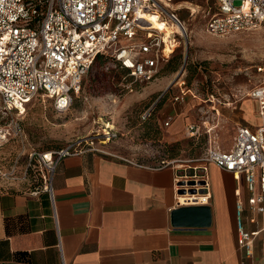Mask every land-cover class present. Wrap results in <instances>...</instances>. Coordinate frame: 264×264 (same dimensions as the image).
<instances>
[{"label":"built area","instance_id":"obj_1","mask_svg":"<svg viewBox=\"0 0 264 264\" xmlns=\"http://www.w3.org/2000/svg\"><path fill=\"white\" fill-rule=\"evenodd\" d=\"M206 2L210 34L250 31L264 23V0ZM149 13L159 14L164 24L175 22L183 31L173 30L166 36L161 28L142 26L139 20ZM184 25L176 9H163L158 0H0V149L10 140L25 141L20 124L15 119L3 123L1 117L23 114L27 104L40 97L52 100L56 111H67L99 55L122 70L120 85L126 89L157 78L180 45ZM250 97L258 103V124H238L231 148L210 145L192 164L168 160L143 164L98 147L91 136L56 149L31 151L25 179L30 186L39 182L54 198L53 179L62 160L97 152L152 169L175 165L181 170L176 177L180 203L207 204L211 198L209 164L214 163L237 180L238 242L246 256H252L260 230L247 229L244 212L246 203L251 210L264 212V83L253 88ZM188 129L198 131V126L190 123ZM241 180L248 191L246 199ZM189 181L196 184L188 185ZM193 188L196 191L191 192ZM39 191L38 187L33 193Z\"/></svg>","mask_w":264,"mask_h":264},{"label":"rangeland","instance_id":"obj_2","mask_svg":"<svg viewBox=\"0 0 264 264\" xmlns=\"http://www.w3.org/2000/svg\"><path fill=\"white\" fill-rule=\"evenodd\" d=\"M169 1L188 31L157 78L126 89L113 62L100 58L67 111H56L52 100L40 97L23 114L1 117L3 123L15 119L25 141L10 140L0 149V192L16 184L29 186L24 172L27 154L34 150L94 136L98 147L143 164L188 165L210 145L231 148L238 124L258 123V114L247 118L246 113H257L250 92L264 83V23L250 31L213 35L206 30V0ZM156 16L153 23L162 24ZM165 30L169 36L174 29ZM190 123L198 131L188 129Z\"/></svg>","mask_w":264,"mask_h":264},{"label":"crops","instance_id":"obj_3","mask_svg":"<svg viewBox=\"0 0 264 264\" xmlns=\"http://www.w3.org/2000/svg\"><path fill=\"white\" fill-rule=\"evenodd\" d=\"M180 172L97 152L63 159L54 198L40 183L0 192V264H264V212L247 203L246 227L260 234L252 256L239 245L234 174L210 163L209 202L184 204ZM190 205L209 206L211 222L176 225L173 211Z\"/></svg>","mask_w":264,"mask_h":264},{"label":"water","instance_id":"obj_4","mask_svg":"<svg viewBox=\"0 0 264 264\" xmlns=\"http://www.w3.org/2000/svg\"><path fill=\"white\" fill-rule=\"evenodd\" d=\"M201 182L200 184H203ZM194 181H189L188 185H195ZM183 185V183H182ZM196 191L195 188L191 192ZM184 193V189L181 190ZM202 218V222L209 224L211 222V209L207 205H190L178 207L173 211V221L176 225H182L184 221L194 223Z\"/></svg>","mask_w":264,"mask_h":264},{"label":"bare ground","instance_id":"obj_5","mask_svg":"<svg viewBox=\"0 0 264 264\" xmlns=\"http://www.w3.org/2000/svg\"><path fill=\"white\" fill-rule=\"evenodd\" d=\"M164 3V5H162V8L163 9H174V5L169 1V0H162ZM194 9V8H193ZM193 11V10H192ZM194 13V12H193ZM157 16H156V13H149L147 15H145L144 17H142L139 22L142 26H145V27H148V26H152V27H158V28H161L164 32H165V35H166V30L165 28L168 26V28L170 30H176L177 32H181L183 31V29L178 25L176 24L175 22H172V24H164L162 22V24L160 23H153L155 20H156ZM185 26V29L187 30V27L186 25ZM173 28V29H172ZM188 31V30H187ZM172 34V33H171ZM172 51V50H171ZM181 197V200L184 199V196H180Z\"/></svg>","mask_w":264,"mask_h":264},{"label":"trees","instance_id":"obj_6","mask_svg":"<svg viewBox=\"0 0 264 264\" xmlns=\"http://www.w3.org/2000/svg\"><path fill=\"white\" fill-rule=\"evenodd\" d=\"M100 58H108V57H105V56H102V55H99L96 59H100ZM116 70L121 74L122 70L120 68H116ZM35 184H39V182H35Z\"/></svg>","mask_w":264,"mask_h":264}]
</instances>
